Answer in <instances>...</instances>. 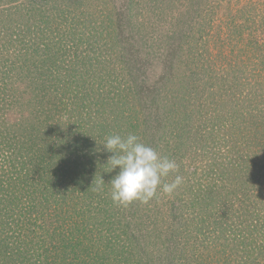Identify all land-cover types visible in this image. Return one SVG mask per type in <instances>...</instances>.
<instances>
[{
  "label": "rangeland",
  "instance_id": "374dc122",
  "mask_svg": "<svg viewBox=\"0 0 264 264\" xmlns=\"http://www.w3.org/2000/svg\"><path fill=\"white\" fill-rule=\"evenodd\" d=\"M263 92L264 0H0V264L263 261L264 145L231 123L264 137L262 122L251 126L264 118ZM129 133L179 152L185 182L172 196L113 204L118 168L106 172L102 144ZM194 140L208 146L194 151ZM100 175L103 193L91 186ZM241 176L250 186L235 213L247 220L190 223L214 196L200 191L191 208L190 185Z\"/></svg>",
  "mask_w": 264,
  "mask_h": 264
},
{
  "label": "clouds",
  "instance_id": "9594fccd",
  "mask_svg": "<svg viewBox=\"0 0 264 264\" xmlns=\"http://www.w3.org/2000/svg\"><path fill=\"white\" fill-rule=\"evenodd\" d=\"M102 146L111 153L106 162V172L118 168L117 174L107 183L111 185L110 198L115 205L127 207L136 201L148 204L159 193L172 196L185 182L175 159L161 155L141 142L136 134L108 135ZM105 184L100 175L92 183V190L103 193Z\"/></svg>",
  "mask_w": 264,
  "mask_h": 264
},
{
  "label": "trees",
  "instance_id": "16d2710c",
  "mask_svg": "<svg viewBox=\"0 0 264 264\" xmlns=\"http://www.w3.org/2000/svg\"><path fill=\"white\" fill-rule=\"evenodd\" d=\"M66 11H68L67 9H64V11H63V13L65 14L66 13ZM198 11V10H197ZM47 23L48 24H50L49 22H47L46 21V27H47ZM74 24H77V23H74ZM51 25H52V31H56L57 33H62V34H64L65 35V33H66V29L65 28H63V25H59L58 23H56V22H53L52 24H50V25H48V27L51 29ZM260 25H262V23L260 22ZM259 27V26H258ZM74 28H76V27H73V29ZM235 28V27H234ZM60 29H62V31H60ZM236 29V34H238V32L239 31H242L241 30V28H235ZM251 29V30H250ZM258 30V28H256V27H254V26H252V25H248V32H250L251 31V33L252 32H255V31H257ZM260 30H262V29H260ZM63 31H65V32H63ZM240 34V33H239ZM245 35H243V33H241L240 34V36H239V39H243V37H244ZM255 35H252V37L251 38H253ZM231 40V39H230ZM256 40V38L255 39H253L252 40V42H256L255 41ZM231 43H234V44H236V41H232ZM231 43H229V44H231ZM229 44H227V46L229 45ZM226 46V47H227ZM230 47H234L233 45H230ZM64 48V50H68L69 51V48H70V46H68V45H66V47H63ZM193 55H195V53H193ZM198 56H200V57H202V55H198ZM197 56V57H198ZM194 60H192V59H190L189 60V64H192L193 65V68L194 67H197V68H203L201 65H200V63L202 62V61H199V59H197L196 60V57H194L193 58ZM201 60H205V59H201ZM194 61L196 62V63H194ZM214 61V58H209V60H208V57H207V59H206V61H205V64H202L203 66H204V70L205 69H207V71L208 72H213V70H214V67H213V64H212V62ZM198 64V65H197ZM200 65V66H199ZM212 66V67H211ZM192 68V69H193ZM206 75L208 76V77H210V78H212V76H210L209 74H207L206 73ZM200 79V78H199ZM198 79V80H199ZM196 80H197V78H196ZM205 84V83H204ZM203 88V86H198V88ZM199 92V91H198ZM231 93H232V91H231ZM217 95V94H216ZM262 95H264V92H263V94ZM201 96V95H200ZM185 97H187V99H190V96H188V95H185ZM227 99V98H226ZM238 119L237 118H234V117H232L231 118V123H232V126H234V127H236V128H243V129H245L246 130V132H247V135H249L250 136V138H252V139H254V145H259V146H263L264 145V137H258V136H256V133L259 131H256V128H253L251 131L249 130V129H247V128H244V127H240V126H242L243 124H241L240 123V125H239V121H237ZM255 121H259V122H262V124L264 125V118L262 119V121L261 120H258V119H256V118H254L253 120H252V122H251V126L252 127H256V125H255ZM243 123H246V125H247V127L250 125L249 123H250V121H245V120H243ZM182 126V125H181ZM239 126V127H238ZM192 129V131H193V134L195 135L197 132H199V130L197 129V128H191ZM191 129H189L188 130V134L189 135H192L191 134ZM202 132H204L205 133V131L206 130H201ZM187 132V131H186ZM251 132V133H250ZM184 132L183 131H181L180 132V134H176V137H177V139H178V145L177 146H175V147H178L179 145H180V143L179 142H181V138H183L184 137ZM199 138H201L200 136H199ZM204 140V139H203ZM194 142H195V145L193 146V149H194V151H195V149L196 148H199V147H201V149H203V147L204 146H208V145H204V144H202V142L199 144L198 143V141L197 140H194ZM197 145V146H196ZM211 147V146H210ZM165 150H164V152H161L160 154L161 155H165V156H168V155H166L165 154ZM181 152V151H180ZM175 154H173V159L175 158V157H177L178 156V154H179V152H177V150L174 152ZM171 156V155H170ZM198 156V155H197ZM180 157H182V155H181V153H180ZM261 159L264 161V156L262 155V157H261ZM194 161L196 160V159H193ZM183 162H181V164H182ZM263 168H264V166H262ZM235 169V168H234ZM196 169L194 168V171H195ZM238 169H236V170H233V172H236ZM232 172V171H231ZM240 174H243V172L241 173H238V172H236V175L237 176H240ZM210 176V174L208 173V172H205L204 173V177H209ZM233 179H234V177H233ZM240 181H238L237 182V180L236 181H228V182H224L222 185H216V181L218 180V179H215L216 181H215V183H212L211 182V184H207L206 186H204V185H201V184H197V185H190L189 187H190V195H191V197H190V199H191V205H190V207L191 208H196V203H198L199 202V200L205 195V194H201V192L200 191H211V192H213L214 193V196H213V198H212V200H210V202H209V205H210V207L208 208V209H206V212L204 213V214H202V215H199V211H197L196 209H192V213H193V219L194 220H190V223L192 224V225H194V226H197L201 221H203V222H205V221H207V220H211L212 219V217L211 216H214L215 214H217L218 215V218H219V220L221 221L222 219H223V222H225L227 219H228V216H231L232 215V212L233 213H235V212H237V211H239V209L241 208V209H245V206H244V198H243V196H244V192H242L243 191V189L244 188H246L247 186L249 187L250 186V184H249V182H250V179L248 180L247 178H245V177H240ZM252 186H253V184H251ZM202 187V188H201ZM218 187H219V190H218ZM258 193H260V192H258ZM256 194H257V192H256ZM221 195V196H220ZM230 195H232L231 197H230ZM233 196H234V200H232V198H233ZM228 197H230V198H228ZM213 201V202H212ZM189 205V204H188ZM240 209V210H241ZM243 212H240V213H235V218H237L238 220H247V218H242V216L244 215V214H242ZM239 215V216H238ZM235 222V220L233 221V223ZM257 222H260L261 223V225L262 224H264V220H258ZM232 223V224H233ZM232 224H231V226H232ZM215 228V227H214ZM183 230H184V232H186V234H191V233H189L188 231H186L185 230V226L183 227ZM214 230V229H213ZM56 232H60V231H56ZM68 233V232H67ZM69 234V233H68ZM65 237V236H64ZM193 237L195 238V239H197L198 238V240L200 239V237L198 236V235H193ZM187 238V237H186ZM70 242V241H69ZM256 260V259H255ZM254 264H264V260L263 261H257V262H254Z\"/></svg>",
  "mask_w": 264,
  "mask_h": 264
}]
</instances>
